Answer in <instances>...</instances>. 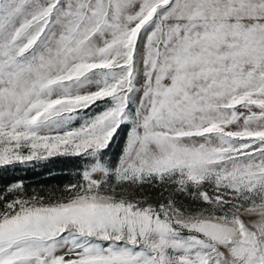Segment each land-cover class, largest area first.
Here are the masks:
<instances>
[{"label":"snow or ice","instance_id":"obj_1","mask_svg":"<svg viewBox=\"0 0 264 264\" xmlns=\"http://www.w3.org/2000/svg\"><path fill=\"white\" fill-rule=\"evenodd\" d=\"M57 160L0 264H264V0H0V171Z\"/></svg>","mask_w":264,"mask_h":264},{"label":"trees","instance_id":"obj_2","mask_svg":"<svg viewBox=\"0 0 264 264\" xmlns=\"http://www.w3.org/2000/svg\"><path fill=\"white\" fill-rule=\"evenodd\" d=\"M118 149H113V152ZM74 169L70 161L57 160L47 168L37 166L35 168H21L17 166L16 170L0 171V189L12 181L23 180L26 188L31 191H47L67 182L66 173ZM51 171V175H50Z\"/></svg>","mask_w":264,"mask_h":264}]
</instances>
